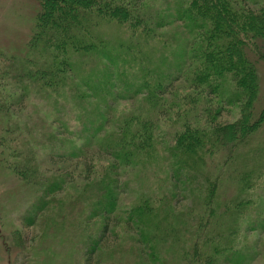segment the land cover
<instances>
[{
  "label": "trees",
  "instance_id": "1",
  "mask_svg": "<svg viewBox=\"0 0 264 264\" xmlns=\"http://www.w3.org/2000/svg\"><path fill=\"white\" fill-rule=\"evenodd\" d=\"M35 1L23 55L0 57V165L34 192L33 213L52 207L56 195L81 179L86 190L79 205L89 215L71 229L87 232L82 236L84 264H99L93 259L107 235L117 241L120 214L126 217L123 229L135 237V264L253 261L255 252L238 251L225 241L253 211L256 215L246 227L264 231L262 210H254L251 198L264 175V0L257 5L247 0H176L173 20L186 35L170 45L158 32L170 23L148 19L130 6L132 1ZM113 25L130 40L116 53L102 36L103 27ZM137 37L146 48L138 40L132 44ZM87 61L91 64L84 66ZM182 80L188 93L168 108L175 122L161 123L171 134L154 135L157 122L145 117H134L133 124L118 126L114 133L106 131L117 101L140 96L153 115L166 116L161 99ZM6 88L13 94L7 95ZM31 95L59 106L44 129L42 145L32 140L28 117L19 122L9 114L10 107L21 106ZM198 103L201 108L193 109ZM235 105L236 119L220 124L218 118ZM192 111L194 119H184ZM32 146L43 147L50 166L35 162ZM101 157L110 160L105 167L98 165ZM158 157L167 187L129 209L121 207L119 198L128 188L119 171L136 167L142 158ZM70 163L72 168H66ZM180 196L188 205L177 211ZM95 218L100 222L97 236L92 233L98 224L88 227ZM53 219L45 224L57 238L66 231V219L61 224ZM24 221L29 227L35 219Z\"/></svg>",
  "mask_w": 264,
  "mask_h": 264
},
{
  "label": "rangeland",
  "instance_id": "2",
  "mask_svg": "<svg viewBox=\"0 0 264 264\" xmlns=\"http://www.w3.org/2000/svg\"><path fill=\"white\" fill-rule=\"evenodd\" d=\"M124 1L127 2V0ZM128 1L129 3L135 1L133 4L131 2L130 6L140 13H147L149 15L148 19L152 21L160 19L161 21L170 23L158 30L168 45L171 42H177L178 39L185 38L186 34L181 23L173 20L175 14L174 8L177 3L176 0ZM247 1L250 5H257L263 0ZM36 11L37 6L35 0H0V57L16 56L18 58L23 55V50H25L26 43L32 34ZM103 31L104 35L100 34L104 36L107 44L113 47V50H111L112 53H116L118 49H121V43L126 45L130 41L118 26L113 25L112 28L111 26L103 27ZM136 40H138L140 47L146 48L144 39L137 37L132 40V44H135ZM133 49L135 50V48ZM122 50V53H125V49L122 48ZM171 53L172 50L170 49L169 56ZM173 57L174 55L169 57V60H172ZM88 63L91 64V62L87 61L84 66H87ZM5 91L8 92L7 95L13 94L10 88H6ZM186 93H188V86L184 80L175 83L161 99L163 104L167 106L166 110L172 105L175 107L179 102V98H182ZM201 105L200 103L193 104L192 107L193 109H199ZM58 108L59 106L51 99L48 100L39 95H31L23 100L21 106L14 105L10 107L9 114L12 116L13 121L19 120V122H22L24 118L28 117L31 125L30 130L28 128L31 138L33 141L36 140L42 145V141L46 135L44 129L49 127L51 120L59 111ZM238 109L236 105L226 108V112H223L217 121L224 125L231 123L238 116ZM177 112L179 115H182L183 108L181 107ZM165 113L167 114L166 116L157 118L153 115L150 106L146 102H143L140 96L135 99L117 101L111 111V122L106 131L114 133L118 126L124 127L126 123L128 125L133 124L134 117L138 119L145 117L149 118L153 123L154 121L157 122V129L155 131L153 130L154 135L155 133L157 135L164 133L171 134L168 126L161 124L163 123L162 119H167L170 124H173L175 122L173 119L176 117L169 110ZM193 115L194 111L190 112L184 119L193 120ZM27 136L28 140V133ZM156 138L159 137L156 136ZM31 150L38 159L35 160L37 164H41V167L44 168L50 166L47 161L46 151L43 150V147L32 146ZM93 151L96 150L92 148L91 152ZM109 161V158L101 157L98 160V165L105 167ZM73 163L72 165H74ZM53 167V169L57 168V166ZM70 167L71 163L67 164L66 168ZM97 168L99 169V166ZM119 175L121 178L120 181L125 182L128 188V192L119 198L120 205L123 208L129 209V207L139 203L144 198H148L151 194H157L160 187H167V172L164 165L161 164L160 166L159 157L157 160L155 158L151 160L142 158L138 161L136 167L123 169L119 171ZM83 183L81 179H77L75 185H70L63 193L55 196V200L57 201H55L52 207L46 208L41 214L33 213L31 204L35 197L34 192L30 190L29 186L21 184L16 178L14 180L0 165V264H84L85 247L82 236H86L87 232H83L84 228H80L81 230L71 229L73 224L84 221L85 217L89 215L87 208L79 205V201L82 200L80 198L85 194L86 190L82 187ZM258 186L257 189H254L255 192L253 191V194H251V198L253 200V207H257L254 210H262L259 213L264 216V204H262V198L264 196V175ZM181 200L182 198L180 196L177 207H175L177 211H182V208L188 205V201L181 202ZM174 204L176 205V203ZM120 215L117 216L120 219V225L115 229V232L118 234L117 241L111 239H114V236L107 235L99 247L97 257L95 256L93 261L98 259L99 264H135V260L131 255V252L135 248L131 239H135V237L123 229L126 217L123 214ZM255 215L256 212L253 211L250 216L246 217L244 222L240 221L236 229L237 231L228 237L231 240H226L225 243L233 244V249L236 248L238 251L246 248L249 251L255 252L256 256L249 264H264V231L249 230L246 227L249 219ZM52 217L58 219L60 224L62 220L66 219L63 224L66 231L62 234L59 233V237L57 238L54 237V233L48 227L52 224L50 221V219H53ZM70 217L74 218L75 221L71 220ZM26 218L28 220L35 219V221L28 227L26 225L27 221H24ZM46 221H48L49 225L45 224ZM88 224V227L98 224L97 229L93 231L95 234L92 233L97 236L100 224L99 218L91 219L88 221ZM226 231L225 229L224 233H227Z\"/></svg>",
  "mask_w": 264,
  "mask_h": 264
}]
</instances>
